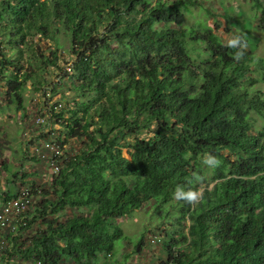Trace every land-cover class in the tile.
<instances>
[{"label":"trees","instance_id":"trees-1","mask_svg":"<svg viewBox=\"0 0 264 264\" xmlns=\"http://www.w3.org/2000/svg\"><path fill=\"white\" fill-rule=\"evenodd\" d=\"M248 1L260 12L264 32L263 2ZM181 4L198 3L0 0V91L7 103L23 117L28 89L48 99L59 93L56 85L73 93L64 105L56 100L49 116L35 111L31 127L38 133H24L20 161L48 168L31 146L55 139L63 163L57 174L48 168L45 189L31 182L30 193L39 199L27 224L8 237L0 264L110 259L118 241L130 242L117 221L152 201L158 213L166 205L179 208L174 231L162 243V264H264V92L258 87L264 59L246 40L236 60L237 49L223 42L217 27L181 28ZM60 35L72 61L61 55ZM55 70L57 84L47 79ZM37 117L45 124L36 125ZM71 142L79 144L73 152L66 149ZM206 152L221 161L208 177ZM19 173L25 178L16 171L8 189L0 180V201L18 195ZM194 173L205 177L202 199L174 207L177 185H201L189 183ZM168 209L163 214L169 216ZM133 247L140 252L144 235Z\"/></svg>","mask_w":264,"mask_h":264},{"label":"rangeland","instance_id":"rangeland-1","mask_svg":"<svg viewBox=\"0 0 264 264\" xmlns=\"http://www.w3.org/2000/svg\"><path fill=\"white\" fill-rule=\"evenodd\" d=\"M195 1L198 4L193 7L187 4L180 5L185 16V21L181 25V28H188L194 24L199 26L200 29H206L209 26L213 28L217 27V34L225 44L233 37V34H231L230 31H226V29L244 33L247 36L248 47L254 51L257 56L264 59V32L258 29L260 12H257L252 7L251 1ZM261 2L264 4V0H261ZM59 38L60 43L64 46L63 50L65 51L61 52V55L65 57L66 61H72L67 51L69 49V43L66 42L61 35ZM41 45L43 50L47 52L48 44L43 42ZM189 53L191 52L189 51ZM60 66L65 67L63 62L60 63ZM59 76L60 72L55 70L54 72L52 71L47 79L53 84H57ZM61 87L62 88H59L56 85L59 93L50 99H48V95L45 97L43 93L34 94L28 89L24 94L26 115L23 117L15 110L14 105L7 103L4 93L0 91V180L3 188L8 189V187L12 186H9L8 182L14 180L13 174L16 171L25 173V178H22L21 173L17 176L18 188H28L31 191L30 187L32 186V181H34L40 189L46 188L44 185L48 183L51 177L48 169L49 167L47 168L42 163L20 161L22 159V152L25 151L24 133L26 131L30 134L32 132L38 133L39 130L36 131V129L31 127L32 118L36 114L35 111L40 114L46 113L48 115L47 111H49V107L53 105L56 100H59L61 105H64L65 99H71L73 97V93L67 91L66 86L62 84ZM258 87L264 92V83H260ZM0 90L2 89L0 88ZM60 99H62V101ZM259 124H261V122H259ZM146 133L147 131L141 133L144 138L147 137ZM77 146L79 147L77 142H71L66 146V149L69 150V152H73L77 149ZM123 156L129 158L126 150L123 151ZM1 162L7 164L6 169L1 167ZM202 166L205 171V176L208 177L211 168L203 164ZM198 186V190L202 192L204 183ZM212 186L213 185L210 184L209 188ZM32 197L33 201L35 199L34 203H37L39 196L32 195ZM176 202L177 200H174V207H177ZM167 206L169 205L163 207L161 212L158 213L156 212L154 201H152L140 211L135 212L132 216L118 220V225L122 229L124 236L127 237V239L129 238L130 242H124L123 240L118 241L113 251V256L110 257V259L100 256L97 260V264H162L165 260L162 243L166 240V233H173L176 219L179 215L177 214L179 208H176V211L172 208L168 209ZM165 209H168L169 216L163 214ZM66 216H70V213H63V220L66 219ZM162 216L164 217L163 219ZM26 234H30L29 230ZM142 235H144V247L141 248L140 252H135L133 246L139 241Z\"/></svg>","mask_w":264,"mask_h":264},{"label":"built area","instance_id":"built-area-1","mask_svg":"<svg viewBox=\"0 0 264 264\" xmlns=\"http://www.w3.org/2000/svg\"><path fill=\"white\" fill-rule=\"evenodd\" d=\"M36 125H44L45 119L37 117ZM28 137V134L25 133ZM32 154L41 160H48L50 170L57 174L60 171V164L57 161L63 155L59 143L55 139L39 140L31 146ZM28 188H20L17 196L0 201V255L10 247L9 236H14L19 231V225L25 226L26 215L33 205V197Z\"/></svg>","mask_w":264,"mask_h":264},{"label":"clouds","instance_id":"clouds-1","mask_svg":"<svg viewBox=\"0 0 264 264\" xmlns=\"http://www.w3.org/2000/svg\"><path fill=\"white\" fill-rule=\"evenodd\" d=\"M247 36L244 33H239L234 35L227 41V46L231 48L237 49L234 54V58L236 60H240L244 54L245 49L247 47L246 44ZM202 164L209 168L219 167L221 161L217 158V156L213 155L210 152H206L202 157ZM205 180V177L200 174H193L192 180L189 183L202 184ZM173 198L177 201H184L189 205L195 204L202 199V193L198 189L189 188L185 190V188L181 185H177L175 191L173 193Z\"/></svg>","mask_w":264,"mask_h":264}]
</instances>
